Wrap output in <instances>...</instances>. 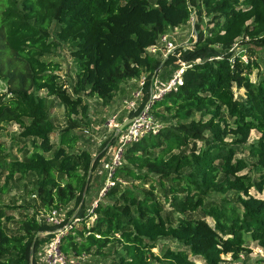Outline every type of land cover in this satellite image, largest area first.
<instances>
[{
	"label": "trees",
	"instance_id": "16d2710c",
	"mask_svg": "<svg viewBox=\"0 0 264 264\" xmlns=\"http://www.w3.org/2000/svg\"><path fill=\"white\" fill-rule=\"evenodd\" d=\"M194 12L191 48L179 46L166 59L147 52ZM238 39L250 45L243 52L235 51ZM63 45L76 67L69 88L58 62L45 59ZM263 46L264 0H0V79L6 82L0 133L16 123L33 146L31 154L11 157L0 142V194L32 176L42 207L70 204L95 166L72 134V116L86 117L85 96L110 103L131 79L147 74L150 86L153 75L168 66L174 73L184 61L192 66L183 84L153 105L163 127L126 146L104 195L110 201H99L92 215L68 217L61 248L106 264H197L192 256L222 264L227 255L239 261L251 252V242L264 250V196L251 192L264 194V74L251 78L260 67L256 47ZM48 96L65 106L72 123L58 147ZM253 130L260 138L248 146L249 160L238 154ZM5 217L1 208L0 264H37V233L48 226L27 214L12 230L6 222L14 216ZM166 239L185 248L154 252Z\"/></svg>",
	"mask_w": 264,
	"mask_h": 264
},
{
	"label": "rangeland",
	"instance_id": "374dc122",
	"mask_svg": "<svg viewBox=\"0 0 264 264\" xmlns=\"http://www.w3.org/2000/svg\"><path fill=\"white\" fill-rule=\"evenodd\" d=\"M192 17L186 25L168 32L169 39L173 41L176 46L188 47L190 43L197 38L194 24L198 18L195 12ZM208 22L209 18L204 16V23L201 25L204 32L207 31ZM249 46V44L242 42L241 39H238L234 45L235 51L237 52H243L244 49H247ZM256 51V60L260 67L252 74L251 78L253 81H258L260 76L264 74V46L256 47ZM45 59L58 62L60 69L57 72L62 76L64 83H66L65 85L69 88L70 84H72L76 78V67L69 47L64 45L58 47L51 54L45 55ZM173 69L174 67L168 66L161 70L159 75L162 83H165L172 76ZM134 88V83L128 82L124 84L121 90L114 94L113 100L110 103H104L98 96L86 95V117L84 114H80L72 116L71 118L74 125H76L73 128L72 134L77 138V149L89 150L94 157L93 164L95 166H93L88 175V182L85 185L84 193L77 190V196L70 204L60 206L59 208L53 207L48 209L47 207L41 206L42 202L37 195L32 192L35 179L31 176L14 180L10 183V189L0 194V209L2 208L6 213L4 220L7 221V216H14L12 220L6 222L8 228L18 230L21 226L23 217L27 214L29 216L36 214L37 220L41 224H46V226H48L37 233L41 242L37 245L36 251L32 257L37 264H48V245L54 233L58 232L60 228L63 227L68 217L72 218L73 216H79L83 213L92 215L99 201L104 203L110 201L108 197L104 196L105 192L115 183L112 176H110V172L114 171L117 166L125 162L122 158L125 149L121 154L119 153L120 135H117V131L108 126V120L113 115H117L119 123H122L127 115V102L131 101L134 97ZM0 90H6V82L1 79ZM235 93L236 96H240L244 94V90L235 89ZM41 94L46 95V92L42 91ZM47 100L50 115L55 123V132L52 135V140L55 146L58 147L61 143L62 130L71 126L72 123H70L66 114L65 106L56 97L48 96ZM87 119L90 121L89 124H86ZM160 121L163 123L162 120ZM20 132L21 128L18 124L9 123L5 125V130L0 133V142L6 146L7 152L11 154V157L18 156L23 158L25 150H29V154H31L33 149L31 142H24L22 140ZM113 138L116 139L113 140ZM258 138H260V134L256 130H253L248 143L242 147L243 151L240 152L238 156H245L250 160L248 146ZM26 144L27 147H25ZM4 183L5 174L0 173V186H3ZM251 192L257 196H264V194H259L254 189H252ZM213 198L219 199L220 196L215 195ZM22 204L24 206H22ZM18 206H20V209H14ZM55 209H57L58 212L56 218L52 221V212ZM92 220H94V216L91 218V221ZM208 220L210 223L214 224L212 219L208 218ZM167 247L173 249L185 248V246L176 241L166 239L159 241V247L155 248L154 252L161 253L162 249H166ZM250 248L252 251L244 252L239 261L232 260L231 255H227L225 256V262L222 264H264V251L257 243L251 242ZM70 258L71 264L75 262H80L81 264H106L110 262L109 260H102L99 257L91 255L81 256L80 258ZM191 258L197 264H205L202 259L196 256H192Z\"/></svg>",
	"mask_w": 264,
	"mask_h": 264
},
{
	"label": "built area",
	"instance_id": "2783aa9c",
	"mask_svg": "<svg viewBox=\"0 0 264 264\" xmlns=\"http://www.w3.org/2000/svg\"><path fill=\"white\" fill-rule=\"evenodd\" d=\"M177 47L178 46H176L174 42L169 39L168 33H165L161 36L158 43L147 48V52L150 55L159 56L166 59L175 51ZM187 48H191V46L189 45ZM179 63L180 66L174 71L172 76L165 83H162L160 75H157V73L153 75L150 86L147 84V74L133 78L129 81L134 83L135 88L133 91V99L127 102L126 117L123 119L121 124L119 123V118L117 115H113L108 120V126L116 130L117 135H120V144L118 147L120 154L127 145L140 140L145 135L156 134L163 127L164 124L158 118H156L153 112V105L156 101L162 99L163 96L168 92L171 90H176L181 84H183L184 71L192 65L184 61H180ZM147 91L148 98L146 97ZM126 120L131 121H129V123L122 130H120L121 125ZM112 173L113 171L110 172V176H112ZM57 212V209L52 212V221L54 218H56ZM79 220L80 218H75V222ZM68 231L69 224H65L58 232L54 233V236L48 245V264H71L70 257L73 256H68L61 248L62 237L67 234ZM80 257L81 256H77L76 258ZM74 264L81 263L75 262Z\"/></svg>",
	"mask_w": 264,
	"mask_h": 264
},
{
	"label": "water",
	"instance_id": "95a60500",
	"mask_svg": "<svg viewBox=\"0 0 264 264\" xmlns=\"http://www.w3.org/2000/svg\"><path fill=\"white\" fill-rule=\"evenodd\" d=\"M129 121H131V120H126L122 125H121V127H120V130H122L128 123H129ZM37 237H38V235H37Z\"/></svg>",
	"mask_w": 264,
	"mask_h": 264
}]
</instances>
